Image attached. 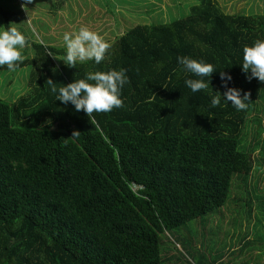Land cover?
<instances>
[{"label": "trees", "instance_id": "1", "mask_svg": "<svg viewBox=\"0 0 264 264\" xmlns=\"http://www.w3.org/2000/svg\"><path fill=\"white\" fill-rule=\"evenodd\" d=\"M176 6L189 14L134 26L99 65L70 68L64 48L30 42L18 69H30L29 91L18 102L0 99V264H165L161 235L224 207L235 176L238 199L262 170V130L249 144L242 135L253 114H264V82L248 80L241 64L244 46L264 39V14H227L217 0ZM179 56L214 66L206 89L186 86L199 77L182 70ZM121 68L123 107L91 117L56 101L45 84ZM221 71L249 94L246 110L211 105L226 90ZM254 240L243 236L241 256L264 258Z\"/></svg>", "mask_w": 264, "mask_h": 264}, {"label": "rangeland", "instance_id": "2", "mask_svg": "<svg viewBox=\"0 0 264 264\" xmlns=\"http://www.w3.org/2000/svg\"><path fill=\"white\" fill-rule=\"evenodd\" d=\"M33 0L25 11L21 5L24 0H0V27L6 24L17 27L28 39L38 42L66 47L63 42L65 32H77L81 27L98 33L109 43L123 35L136 25H161L181 19L189 12L176 11L177 4L188 5L193 0ZM196 1V0H195ZM227 14L256 15L264 14V0H217ZM177 8V9H176ZM188 8V7H187ZM3 9V10H2ZM2 11L8 12V17ZM171 11V12H170ZM31 45V44H30ZM28 54H32L31 47ZM24 55V54H23ZM61 61V58H55ZM30 69L15 72L0 71V99L8 103L18 102L29 91ZM257 102L264 106L263 101ZM258 108V109H260ZM261 119V127L256 118ZM262 130L261 140L264 145V114H253L245 125L242 142L251 143L255 134ZM262 151V150H261ZM260 151V152H261ZM259 163L264 173V157ZM237 176L234 177L229 199L226 205L207 215L192 221L179 229L161 235L162 256L165 264H241L244 256L239 249L243 236L255 232L251 223L257 222L256 242L264 247V176L257 174L256 167L246 192L236 199L241 190ZM252 208L259 219L251 221ZM231 250V251H230ZM229 253V257L226 256ZM264 254V253H263ZM224 258V259H223Z\"/></svg>", "mask_w": 264, "mask_h": 264}, {"label": "clouds", "instance_id": "3", "mask_svg": "<svg viewBox=\"0 0 264 264\" xmlns=\"http://www.w3.org/2000/svg\"><path fill=\"white\" fill-rule=\"evenodd\" d=\"M32 3L33 0H24L21 7L27 11L28 5ZM13 24L0 27V67L6 66L7 70L15 72L26 58L23 50L31 45L27 37L17 27L12 26ZM63 42L66 52L62 61L70 68H76L78 62L85 61H94L99 65L110 47L103 37L87 27H81L77 32H65ZM177 62L183 71L199 77L185 80L186 86L193 93L208 87L205 77H211L215 72L212 64L188 56L177 57ZM241 67L248 80L257 78L258 81L264 82V39H257L251 46H244ZM125 73L126 69L123 68L106 72L90 71L83 78L74 79L73 82L63 84L59 88L51 78H48L45 84L50 86L56 101L70 103L77 112L83 111L91 117L93 113H107L114 108L123 107L121 89L128 81ZM220 78L226 90L222 93L217 91L211 97V105L216 107L223 100L224 103L231 102L237 110H246L249 106L247 103L249 94L241 96L240 89L229 87V81L232 80L230 74L221 71ZM80 134L79 131H73L72 138Z\"/></svg>", "mask_w": 264, "mask_h": 264}, {"label": "crops", "instance_id": "4", "mask_svg": "<svg viewBox=\"0 0 264 264\" xmlns=\"http://www.w3.org/2000/svg\"><path fill=\"white\" fill-rule=\"evenodd\" d=\"M257 171V174L259 175V176H261V177H263L264 176V174H262L260 171H262V170H256ZM251 221H253L254 219H259V216H258V214H256L255 212H253L252 213V216H251ZM256 225H257V222H252L251 223V226L252 227H256ZM255 233H258V229H256L255 230V232H253L252 234H250V235H246V237H248V239L249 240H251V239H253L254 238V236H255ZM257 253H259L258 251H256V254L251 258V259H248L247 257H244V258H247L248 259V261L250 262V264H264V258L263 257H261V258H258V254ZM247 256L249 257V254H247ZM198 264H201V263H198ZM213 264H215V263H213ZM229 264H232V263H229Z\"/></svg>", "mask_w": 264, "mask_h": 264}, {"label": "built area", "instance_id": "5", "mask_svg": "<svg viewBox=\"0 0 264 264\" xmlns=\"http://www.w3.org/2000/svg\"><path fill=\"white\" fill-rule=\"evenodd\" d=\"M132 187H133L134 190H139V189L142 188V187H138V185H136V184H133Z\"/></svg>", "mask_w": 264, "mask_h": 264}]
</instances>
